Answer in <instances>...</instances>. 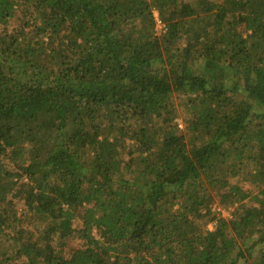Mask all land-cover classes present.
<instances>
[{
  "label": "trees",
  "instance_id": "16d2710c",
  "mask_svg": "<svg viewBox=\"0 0 264 264\" xmlns=\"http://www.w3.org/2000/svg\"><path fill=\"white\" fill-rule=\"evenodd\" d=\"M240 263L264 0H0V264Z\"/></svg>",
  "mask_w": 264,
  "mask_h": 264
},
{
  "label": "rangeland",
  "instance_id": "374dc122",
  "mask_svg": "<svg viewBox=\"0 0 264 264\" xmlns=\"http://www.w3.org/2000/svg\"><path fill=\"white\" fill-rule=\"evenodd\" d=\"M158 33H160V30L158 31ZM178 121L182 124V119H181V117L178 119ZM182 126V125H181ZM233 209V208H232ZM231 210L229 211V210H226L225 212H224V217H227V218H231ZM240 264H242V263H240Z\"/></svg>",
  "mask_w": 264,
  "mask_h": 264
},
{
  "label": "built area",
  "instance_id": "2783aa9c",
  "mask_svg": "<svg viewBox=\"0 0 264 264\" xmlns=\"http://www.w3.org/2000/svg\"><path fill=\"white\" fill-rule=\"evenodd\" d=\"M219 210H220V209H219ZM224 212H225V211H222L223 215H224Z\"/></svg>",
  "mask_w": 264,
  "mask_h": 264
}]
</instances>
